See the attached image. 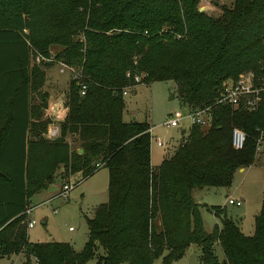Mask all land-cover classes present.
I'll return each instance as SVG.
<instances>
[{"label":"trees","instance_id":"trees-1","mask_svg":"<svg viewBox=\"0 0 264 264\" xmlns=\"http://www.w3.org/2000/svg\"><path fill=\"white\" fill-rule=\"evenodd\" d=\"M202 1L0 0V259L171 264L198 246L203 264H264V197L252 236L223 208H212L221 227L207 233L193 197L197 189L230 188L235 173L255 163L264 93L255 112L215 106L211 128L192 126L187 143L156 168L152 126L123 119L128 73L147 75L144 85L174 82L182 105L192 109L213 106L222 84L242 73L264 81V0H233L217 18L200 10ZM53 48L60 49L54 56ZM36 56L49 63L33 66ZM54 63L80 74L69 83L60 138L49 141V94L42 89ZM235 127L247 135L240 151L231 144ZM99 164L109 173V199L87 220L82 252L30 243L31 199L55 187L59 170L62 191L70 176H82L78 184Z\"/></svg>","mask_w":264,"mask_h":264},{"label":"rangeland","instance_id":"rangeland-1","mask_svg":"<svg viewBox=\"0 0 264 264\" xmlns=\"http://www.w3.org/2000/svg\"><path fill=\"white\" fill-rule=\"evenodd\" d=\"M218 3V6L215 5ZM233 0H203L200 4V10L211 17L217 18L221 15V8L232 6ZM54 51L59 48H53ZM53 51V52H54ZM37 56L33 59V66L42 67L48 64ZM62 66L57 65L51 68L53 73L58 74ZM50 68V67H49ZM49 68L47 70H49ZM70 74L66 72L63 78L68 80L78 79L80 70L73 68ZM47 70L46 83L47 82ZM70 75V76H69ZM67 82V81H66ZM68 83V87H69ZM67 89L62 87L58 94L65 95L59 103L57 112L59 123L53 125L50 121L47 134L44 137L49 141H55L60 138H50L49 130L58 127L66 114ZM43 91V89H42ZM125 121H133L135 118L138 123H149L154 127V134L167 142H171L168 149L158 148L155 140L151 142V165L156 168L160 166L162 160L174 152L173 148L178 147L182 138V131L170 129L164 126L171 114L185 111L177 91V85L172 82H151L148 85L138 86L133 93L125 97ZM55 119V118H54ZM58 120L56 122H58ZM189 123H186L188 126ZM46 133V132H45ZM186 135V134H185ZM72 141L68 139V143ZM174 146V147H173ZM76 148V144H72ZM62 169L57 173L55 184L58 190H45L35 195L31 199L30 208L33 209L30 220L35 221V226L28 230V241L30 243H64L73 247L75 252L80 253L88 241L89 229L87 220L94 215L95 209L108 202L109 199V173L106 168H100L90 177L80 181L66 197L56 198L64 183L61 181ZM82 176H70L67 184H76ZM205 188L197 189L193 193L195 202L198 204L199 212L206 232L212 233L215 229L221 227V222L212 211V208H225L228 218L235 221L241 232L245 236H252L255 231V217L259 214L264 197V171L257 168H247L243 172H237L234 177L232 188ZM242 201L243 206L227 205V198ZM56 198V199H52ZM72 229L73 231H70ZM215 254L221 261L224 259L222 250L215 245ZM23 255V254H21ZM24 256L4 257L0 259V264H24ZM96 259L88 264H95ZM34 264V261H33ZM155 264H161V260ZM171 264H203L201 261V250L198 246L189 249L185 256Z\"/></svg>","mask_w":264,"mask_h":264},{"label":"built area","instance_id":"built-area-1","mask_svg":"<svg viewBox=\"0 0 264 264\" xmlns=\"http://www.w3.org/2000/svg\"><path fill=\"white\" fill-rule=\"evenodd\" d=\"M147 35V33H145ZM41 59L40 57H38ZM43 60V59H41ZM61 65V72L65 70L74 71L72 67H69L63 63ZM147 75H131L128 73L126 78L131 81V85L125 87L122 91V96L125 98L135 91V89L144 85V79ZM86 92V86H82L81 95H84ZM264 93V81L262 78L257 77L253 72H245L238 76L237 80L234 82L228 81L222 84V89L219 98L216 100L213 106H206L203 108L192 109L188 106H185V111H177L170 115L167 122L164 123V126L170 129H178L182 131V138L180 140L179 146H184L188 141L189 129L192 126H199L204 130L211 128L213 123V108L218 105L228 106L235 110L242 109L247 112H255L259 109ZM186 123H189L186 126ZM149 133L151 134L152 140L154 139L158 148L167 149L171 142H166L161 137H158L154 134V128H150ZM186 134V135H185ZM60 135V130L58 127H53L49 130L48 136L52 139L57 138ZM247 141V135L241 129L235 127L232 130L231 134V144L234 150L240 151L244 149ZM264 146L263 137H259L256 140V154L258 155ZM174 147V146H173ZM177 148V147H176ZM176 148H173L174 151ZM104 164L97 165V168L100 169ZM77 185H64L63 190L59 192L56 198L66 197L67 193L71 191ZM56 198H52L53 200ZM228 205L231 206H242V201L229 199L227 201ZM33 209L28 208L25 212L28 217L27 228L32 229L35 226V221L30 220L29 216L31 215ZM72 230V229H71Z\"/></svg>","mask_w":264,"mask_h":264},{"label":"crops","instance_id":"crops-1","mask_svg":"<svg viewBox=\"0 0 264 264\" xmlns=\"http://www.w3.org/2000/svg\"><path fill=\"white\" fill-rule=\"evenodd\" d=\"M60 50V49H59ZM59 50H56L54 51L52 49V54L53 56L59 51ZM54 51V52H53ZM57 65V63H54L53 66ZM51 66L49 68V70H47V82L48 84L44 86L43 88V92H47L49 94V101H48V108L47 110L45 111V118H47L48 120H51L53 121V125L59 123L60 120H58V112H57V108H58V105L59 103L63 100V97L65 95V91H64V95H61V94H58V90L62 89V87H64L65 89H67L68 87V83H69V77H68V80L66 78H63L60 74H65L66 72H68L70 74V70H65L64 72H61V68L59 69V73L56 74V73H53L51 68L53 67ZM70 76V75H69ZM73 80V79H71ZM67 81V82H66ZM55 118V119H54ZM123 119L125 121V117L123 116ZM58 120V122H56ZM133 120L136 121V119L134 118ZM125 122H128V121H125ZM154 128V127H153ZM73 144H76L75 141H76V138L74 137H70L69 138ZM167 142V141H166ZM168 149V148H167ZM172 154H173V151H172ZM171 154V155H172ZM165 159V158H164ZM163 161V160H162ZM248 169L249 168H257V169H261L264 171V146H263V149L262 151L257 155V158H256V161L253 165H251L250 167H247ZM247 168H242L240 170H238L237 172H243L245 169ZM236 172V173H237ZM235 173V174H236ZM235 177V176H234ZM233 183H234V180H233ZM233 186V184H232ZM232 186L230 188H228L229 190L232 188ZM54 188H57V186L55 185ZM52 190V189H51ZM50 190V191H51ZM228 190V191H229ZM229 199H232L231 197H228L227 198V201ZM240 201V200H239ZM227 203V202H226ZM228 205V203H227ZM231 206V205H230ZM243 206V204H242ZM240 206V207H242ZM227 207V206H226ZM226 207L224 208V210L226 211ZM226 214H227V211H226ZM228 216V215H227ZM70 231H73L70 229ZM209 233V232H207ZM20 256H23V255H17V258L19 259Z\"/></svg>","mask_w":264,"mask_h":264},{"label":"water","instance_id":"water-1","mask_svg":"<svg viewBox=\"0 0 264 264\" xmlns=\"http://www.w3.org/2000/svg\"><path fill=\"white\" fill-rule=\"evenodd\" d=\"M215 5L218 6V3H215ZM133 121H135V120H133ZM82 152H83L82 150H79V154H81ZM51 189L52 190H58L57 188H50L49 190H51Z\"/></svg>","mask_w":264,"mask_h":264}]
</instances>
